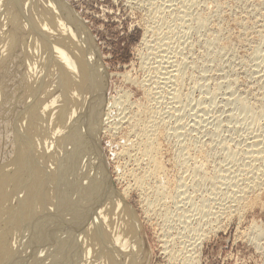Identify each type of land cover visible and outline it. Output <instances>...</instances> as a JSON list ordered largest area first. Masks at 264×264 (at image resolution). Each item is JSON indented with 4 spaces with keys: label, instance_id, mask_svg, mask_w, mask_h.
<instances>
[{
    "label": "bare ground",
    "instance_id": "6f19581e",
    "mask_svg": "<svg viewBox=\"0 0 264 264\" xmlns=\"http://www.w3.org/2000/svg\"><path fill=\"white\" fill-rule=\"evenodd\" d=\"M182 1L183 4L179 3L178 5H183V9L179 10H183V14L180 13V15L184 16V13L189 14V11L186 12V10H190L196 0ZM211 1L216 3L217 8L223 7L222 2ZM65 9L61 0H0V264H139L142 259L139 262L137 260L138 252L141 250L139 249L141 243L138 244L136 240L139 232L137 218L134 217L135 214L130 215L129 208L112 189L99 147L95 143V137L99 135V131L105 130V126L107 127L106 124L109 122L107 113L103 112L105 106L103 92L106 86L104 74L98 65L97 50L91 42L88 32L85 31L82 23L70 15L69 10L70 14H68ZM200 12L195 14L196 24L208 17L206 13ZM178 18H176L179 21L178 25L182 27L184 25L183 22L180 23L182 18L181 16ZM189 27L187 25V28ZM147 28H144L145 33ZM220 30L219 28L218 36ZM217 34L215 38L213 37L214 39L212 38L214 42L218 38ZM163 36L158 35L157 41L156 38L152 41L153 44H157L155 49L159 50L155 67L157 75L155 74V77L153 74L155 78L151 75L155 80L152 79L153 82L151 81L150 85L154 86L148 85L149 87H147L150 94H157L154 96V99L157 100L162 97L160 96L162 95V86L165 88V85L171 84L169 98L177 99L180 102L177 91L180 87L175 86L178 85V80L183 72L181 62L184 60L181 59V61L177 56L178 60L175 59L176 54L174 53L173 57L160 54L167 49L163 48L161 44L165 42L163 41L165 36ZM158 50L154 53H157ZM96 55L97 57H95ZM163 63L165 65L168 63L173 67L172 70L166 69ZM168 76L171 78L169 79ZM28 84L29 86L32 84L30 92H26L29 88ZM24 86L25 93L24 90L23 92L18 90ZM259 95L260 104L255 106L256 109L251 106L255 105L256 101L247 104L246 100H240L237 104L242 114H250L248 126L250 124L257 126L260 120L264 121V91ZM17 99L22 101L18 102ZM16 101L17 104L22 103V110H18L17 115L14 112L13 116L10 108ZM121 102L122 100H114L112 105L114 107L119 105L117 107L121 116L118 113L117 115L126 119V115V117L122 116L126 107L122 111L124 106L122 107ZM159 103H155L154 106ZM155 110L158 109L147 105L141 114L139 113L140 115L136 113L135 117L131 114L130 118H127L129 121L127 126H130V131L136 138L134 140L133 138H124L129 141L127 140L126 148L124 147L125 150L122 151H134L136 156L134 162H137V165L144 162L145 167L143 165L142 167L145 169L142 168L144 171L141 173L127 169L128 174L132 177V183L128 186L141 192L144 208L151 213L158 209H165L170 203H176L175 196L179 190L178 187L174 190L173 187L168 186L166 184L168 181L164 182L162 176L163 167L157 156L158 145L156 142V138H159L157 136H160L159 127L162 118L160 114H156ZM171 110L173 109L171 108ZM162 111L163 109L158 112ZM166 111L168 112V110ZM156 115L160 116L159 120ZM119 116L118 118H120ZM8 117L11 119L7 120ZM117 123L119 124V121ZM130 131L129 133H131ZM250 133V131L249 134L247 133L249 137L244 138L246 149L244 146L242 148H244L246 156L241 164L242 167L237 165L240 168L236 170L238 174H232L229 182L226 180L229 184L226 185L231 188H229L228 196L226 194L227 201L225 200L226 202L222 204V208L220 207L219 211L213 213L215 218L219 215L221 217L222 214L232 215V210H235L237 206L241 207L239 204L242 201L245 204L252 198L257 199L258 197L255 198L257 191L264 186V141L261 139V133H259L260 135L257 134L258 132H253L255 134L251 133L252 135ZM121 147L123 148V146ZM125 153H128V158H130L129 152ZM231 153L234 156L236 154L233 151ZM231 153L229 155L232 156ZM132 154L134 153L130 155ZM186 158H184L185 160L182 158L181 166L183 167L189 162L186 161ZM192 159L194 160V157ZM134 162L133 164H136ZM187 165L184 167L185 170H187ZM194 165L195 163L192 164V166ZM196 165L198 166V164ZM133 167L135 169V166ZM201 171L203 172V169ZM233 171L235 172L234 167ZM188 172L189 170L186 173ZM179 179L178 181H180ZM179 192L182 194V191L179 190ZM190 202L192 201L190 200ZM203 207H201V211ZM168 208L165 211L169 210ZM237 208L239 209V207ZM197 211L200 212V210ZM198 213L195 214L198 215ZM164 214L166 213L164 212ZM206 214L209 215L208 212ZM189 215L184 216L187 219L190 217ZM186 221L185 223H187ZM196 230L197 228H195ZM203 233L197 232L195 237L194 234L193 237L190 234L191 238L185 237L187 241H181V247L178 242L177 246L180 248L178 247L177 250L176 246V252L185 250L187 254L194 253ZM174 252L175 250L172 251L170 247L168 253L175 259ZM189 254L188 256L182 254L185 258H182L184 260L181 261V264H192L190 261H192L193 254L192 257H189Z\"/></svg>",
    "mask_w": 264,
    "mask_h": 264
},
{
    "label": "rangeland",
    "instance_id": "374dc122",
    "mask_svg": "<svg viewBox=\"0 0 264 264\" xmlns=\"http://www.w3.org/2000/svg\"><path fill=\"white\" fill-rule=\"evenodd\" d=\"M61 1L64 3L67 13H71L70 15L82 23L97 50L96 54L98 57L97 55L95 57H97L98 65H100L106 82L103 92V103L105 105L103 112H106L109 117V125L107 123L105 130L99 131V135L95 137V143L99 147L105 172L112 189L115 194H118L116 196H119L129 208L130 215L133 216L135 214L134 217L137 218L136 223L139 227V232L136 240L138 244H142L139 245L141 250L137 255L138 262L142 259L139 264H181V261L184 260L182 258H185V255L188 256L189 253L187 254L185 250L178 253L176 251L181 247V241L185 242L187 238L193 237L195 228L199 230L196 231L200 234L204 232V237L202 236V239H200L201 242L198 241L199 248L198 246L197 248L195 247L196 251L194 250V253L189 254V257L193 254V257L191 256L192 261H190L191 258L188 259L192 264H264V186L257 191L258 193L256 192L255 198L258 197L257 199L252 198L250 201L248 200L249 202L246 201L245 204L242 201L246 207H243L242 202H240L239 205L241 207L237 206L239 209L236 207L235 210H232V215L222 214L221 217L219 215L215 218L213 214L215 211H219L220 207L222 208V204L227 201L226 194L228 196L229 188H231L228 186L230 176L238 174L236 170L242 167L241 164H243V159L246 156L244 154L245 151H243L244 148H242L246 146L244 138L249 137V131L252 134L258 132L257 134L260 135L259 133H261L262 137H264V121H259L261 127L259 123L257 126H252L251 124L248 126L250 114H242L239 110V105H237L240 100H246L247 104H252L256 101L255 105H251L256 109L255 106L260 104L259 94L264 91V88L262 89L264 87V0H215L217 3L219 1L222 2L223 7L221 6V9L217 8L216 3L211 0H196L195 5L190 8L191 11L186 10V12L189 11V14L186 13L188 14L186 15L184 13L186 17L180 15L183 11V5L178 4H183L182 0ZM180 8L182 9L179 10ZM200 11L207 14V21H200L201 23L197 22L196 24L194 21L195 14ZM179 15L181 18L184 17L182 18L183 21H180V23H184V25L180 24L182 27H179V21L176 19L180 17ZM185 24L188 27L190 24V27L187 28ZM149 27L152 28L150 29ZM144 28H147L146 33ZM219 28L222 30V32L221 30L219 31L220 37L217 34ZM216 34L218 38L214 42L213 39ZM158 35L165 36H163V41L165 42L160 43L163 48H167L165 50L162 48L164 52H160V54L163 53L173 57L172 54L174 53L176 54L174 56L175 59L179 57L178 59L184 60V62L179 60L182 63L181 68L184 73L182 72L179 78L181 81L178 80L180 84L177 83L178 85L175 86L177 88L178 86L180 87L177 90L180 102L177 99L169 98L171 96L169 87H172L169 82L168 84L170 85H165V88L167 86L169 89H165L162 86V95L159 94L162 97L158 95L160 100L157 98L159 101L154 99L157 94L155 92L156 95L150 94L148 90L149 86H154L150 84L157 75L155 67L159 50L157 49L158 52L154 53V51H157L155 49L157 44H153L154 42L152 41ZM155 40L157 41V38ZM151 45L155 46L152 48ZM168 63L164 65L166 69L169 68L171 71L173 67L169 66L170 63ZM168 78L170 79L171 77L168 76ZM31 85L29 86L28 84L30 89L27 88L26 92H30L32 89ZM24 89L25 86L18 90L23 92ZM166 90L169 91L166 92ZM114 100H122V107L124 106L122 111L126 107L125 113L122 112L124 113L122 116H127L126 119L120 117L119 105H117L118 107L112 105ZM21 101L18 100V102ZM156 101L160 103L154 106L157 103ZM14 104H17V101ZM14 104L10 108L13 116L18 113V110H22V103L17 104L19 109ZM147 105L158 109L155 110L156 114H160L162 118L159 127L161 137L158 135L157 137L159 138H156V142L158 145L157 156L163 167L162 176L164 182L168 181L166 183L168 186L173 187L174 190L178 187L182 191L181 194L177 190L178 195L176 194L175 201L177 200L178 203L176 201V203H170L165 207V209L169 207V210L165 211L163 208V210L158 209L153 213L145 210L142 196H140L142 195L141 192L128 186V184L131 185L132 183V177L128 174L129 171L127 169L135 173H141L145 169L144 162L140 165L134 162L136 161L134 151H125L129 152L130 158H128V153L122 152L126 148V142L129 141L124 138H133V140L136 138L130 131V126H127L129 123L127 118L129 119L131 114L135 117L137 114L140 115L143 108ZM16 108L17 110L15 111ZM162 109L161 114L159 112ZM173 112L176 116L172 115ZM166 113H169L168 116H166ZM243 115L246 116L244 117ZM160 116L158 117L160 118ZM158 117L157 120H159ZM122 120L123 122H121ZM125 120L127 121L125 122ZM118 121L119 124L117 123ZM251 126L252 128H250ZM108 128L110 129L109 131L106 130ZM175 129L176 132L173 134ZM262 137L261 139L264 141ZM185 146L187 150L184 148ZM232 151L236 153V157L231 153ZM131 153H134L132 154L133 158L130 155ZM230 153L232 156L229 155ZM193 157L194 160L192 159ZM182 158L183 160L186 158V161H189L186 164H188V173L191 175L186 173L187 170L184 169L186 164L184 167L181 166ZM133 162L136 164H133ZM191 162L195 163V167L192 166L193 163ZM190 163L191 165H189ZM133 166H135L136 170ZM137 166L138 168H136ZM202 169L203 172L201 171ZM195 171L196 173H194ZM187 175L189 176L187 177ZM180 177L182 182L179 179ZM121 191L123 193H120ZM123 194L125 195L123 196ZM202 206L204 207L201 211ZM195 209L196 211H194ZM232 209L234 208L232 207ZM197 210H200L201 213ZM196 212H199L200 215L199 213L198 215L195 214ZM237 212L240 216L237 215ZM188 214H190V217L186 219L184 215L188 216ZM164 215L168 216L165 217ZM192 228L194 229L192 230ZM196 231L194 237L197 234ZM164 247L166 248L165 250ZM170 247L172 251L175 250V259L170 257L168 253ZM175 247L176 249L179 248L176 250Z\"/></svg>",
    "mask_w": 264,
    "mask_h": 264
}]
</instances>
